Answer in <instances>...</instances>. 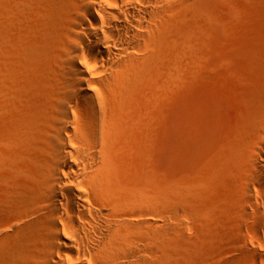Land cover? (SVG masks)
<instances>
[{"label":"bare ground","instance_id":"obj_1","mask_svg":"<svg viewBox=\"0 0 264 264\" xmlns=\"http://www.w3.org/2000/svg\"><path fill=\"white\" fill-rule=\"evenodd\" d=\"M192 1L0 0V104L23 122L22 140L0 144V179L14 165L31 176L14 181L4 204L16 215L19 204L30 205L17 225L35 238L30 258L16 257L14 247L4 264H184L168 254L178 227L157 216L167 204L182 223L190 218V192L174 205L143 186L116 189L112 165L142 88L162 71L183 80L186 53L166 42ZM243 111L232 187L264 249V71L260 93ZM236 242L226 238L224 264H242L230 261L241 251ZM252 260L264 264V251Z\"/></svg>","mask_w":264,"mask_h":264},{"label":"rangeland","instance_id":"obj_2","mask_svg":"<svg viewBox=\"0 0 264 264\" xmlns=\"http://www.w3.org/2000/svg\"><path fill=\"white\" fill-rule=\"evenodd\" d=\"M179 15L166 44L175 40L186 53L180 66L183 80H172L162 71L142 88L135 119L113 152V185L123 190L143 186L150 198L165 195L174 205L180 204L183 190L190 192L192 214L187 221L172 216L167 204L162 217L157 216L159 223L173 222L181 231L178 244L170 248L173 253L168 250L172 259L184 264H224L222 246L228 236H234V246L241 251L230 261L255 264L252 259L264 249L255 229L240 216L242 202L234 200L232 142L245 105L261 89L264 0H193ZM17 118L2 101L0 144L22 140L23 122ZM5 160L6 155H0V166ZM1 173L0 264H4V255L15 248L16 257L23 253L30 258L35 238L17 225L30 205L19 204L16 215L4 204L17 188L14 181L31 182V176L21 165ZM258 234L264 240V231Z\"/></svg>","mask_w":264,"mask_h":264}]
</instances>
